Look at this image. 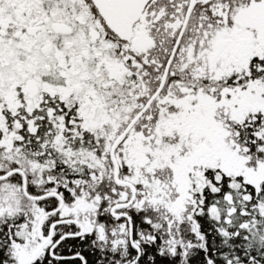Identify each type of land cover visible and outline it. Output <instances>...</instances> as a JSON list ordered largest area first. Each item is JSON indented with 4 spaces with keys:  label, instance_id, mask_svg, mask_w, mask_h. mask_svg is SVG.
I'll return each instance as SVG.
<instances>
[{
    "label": "snow or ice",
    "instance_id": "6c2138e0",
    "mask_svg": "<svg viewBox=\"0 0 264 264\" xmlns=\"http://www.w3.org/2000/svg\"><path fill=\"white\" fill-rule=\"evenodd\" d=\"M0 264H264V0H0Z\"/></svg>",
    "mask_w": 264,
    "mask_h": 264
}]
</instances>
